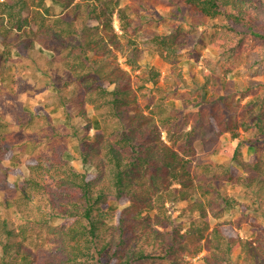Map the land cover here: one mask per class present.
Segmentation results:
<instances>
[{
	"label": "trees",
	"instance_id": "trees-1",
	"mask_svg": "<svg viewBox=\"0 0 264 264\" xmlns=\"http://www.w3.org/2000/svg\"><path fill=\"white\" fill-rule=\"evenodd\" d=\"M46 1L0 0V41L5 47L0 54V76L11 66L15 49L30 62L20 67L42 71L63 104L71 99V93L64 90L73 85L71 90L81 96L79 116L90 123L84 108L88 104L99 119V130L92 141L84 143L81 154L82 163L94 167L98 174L90 178L77 171L58 147L39 151L38 141L51 138L40 131L41 126L30 133L25 130V149L9 151L4 143L10 131L13 133L12 125L0 115V189L11 185V170L3 164L8 153L13 154L14 162L26 156L29 170L16 187V197L2 196L5 213H0V264H190L186 258L201 252L206 253L204 264H264V238H241L232 227L220 223L211 227L210 217L224 213V209H216L220 203L214 199H197L184 209L197 215L185 231L178 227L160 230L173 224L166 204L189 201L193 196L187 162L173 146L177 140L187 141L193 132L177 134L169 125L174 116L159 118L139 110L130 72L111 61L118 51L132 71L141 68L135 41L128 39L124 47L113 28L116 16L124 35L133 29V20L119 0H53L69 10L56 16ZM180 8L190 11L196 20L223 19L224 29L237 37L227 55L241 52L249 35L264 39V0H183ZM76 21L82 25L81 32ZM242 28L244 31L239 30ZM13 32L27 35L14 43L9 40ZM190 40V33L178 28L154 36L150 43L160 50L165 63L175 65ZM217 40L225 46L224 39ZM37 43L52 55L36 57ZM62 73L69 75L63 84ZM160 75L151 70L149 81L157 83ZM246 106L258 112L255 125L263 129L264 92ZM213 117L208 122L219 126ZM162 132L173 145L160 137ZM19 147L16 143L12 148ZM237 154L236 149L232 160ZM248 186L246 192L261 198L263 177H251ZM200 189L209 196L217 192L213 185ZM122 200L130 204L121 211L106 209L110 201ZM223 201L229 208L238 204L229 197ZM113 218L116 222L110 224ZM53 219L63 222L52 225ZM39 240L49 245L32 250L30 244ZM236 250L241 253L239 263L233 261Z\"/></svg>",
	"mask_w": 264,
	"mask_h": 264
},
{
	"label": "rangeland",
	"instance_id": "rangeland-1",
	"mask_svg": "<svg viewBox=\"0 0 264 264\" xmlns=\"http://www.w3.org/2000/svg\"><path fill=\"white\" fill-rule=\"evenodd\" d=\"M46 4L52 7L53 16L69 11L53 0H47ZM119 4L121 8L127 9L128 16L133 20V29L124 35L116 16L112 19L113 28L122 37L124 47L128 45V39L135 41L141 68L132 71L118 51L115 52L116 58L111 61L130 72L131 86L138 95V109L151 116L159 115V118L174 116L175 119L169 125L172 131L177 130V134L193 132L187 141L177 140L175 145L165 132L160 134L185 158L193 185L190 189L193 196L189 201L166 204V212L173 224L160 230L178 227L185 231L197 220V215H189L184 209L197 199H214L220 203L216 209H224V213L219 218L210 217L212 228L220 223L232 227L241 238H264V191H261L259 199L255 193L246 192L251 177L264 179V126L259 129L255 125L258 112L246 106L248 101L262 96L264 92V39H253L249 35L241 52L227 55L237 37L224 29V20H196L190 11L180 8L183 0H119ZM74 25L81 32L80 22L76 21ZM178 28H185L191 40L179 56V61L170 65L163 61L160 50L150 40L156 35L170 34ZM261 29L263 31L264 26ZM11 35L9 40L16 43L27 33L13 32ZM218 37L224 39L225 46L219 44ZM4 48L0 41V54ZM224 49L227 50L224 52ZM34 50L36 57L52 55L51 51L42 49L38 43ZM20 64L30 65V62L24 59L22 51L14 49L11 66L0 76V115L12 125L9 126L13 130L4 146L18 153L25 149V130L33 132L34 127L41 126L40 131L51 138L38 141L39 151L58 147L77 171L87 173L90 178L96 176L98 171L90 165H84L81 160L84 143L92 141L100 128L93 107L88 104L84 106L86 116L90 119L87 124L79 116L81 96L72 91L73 85L67 90L63 89L65 94H72L68 95V98L71 97L69 102L63 104L55 95L56 88L48 83L50 80L45 78L42 71L33 72L30 67L22 69ZM151 70L161 74L157 83L149 81ZM61 76V84L69 79L67 73ZM212 114L219 126L208 122ZM16 143L20 147L13 150ZM236 149L237 159L232 160ZM12 155L8 153L3 161L11 170L8 176L11 185L0 189L2 214L5 213L1 205L4 193L16 197V187L29 174L26 156L14 162ZM256 165L260 167L259 170ZM202 185H213L217 192L210 196L204 195L200 189ZM260 187L261 184L257 185V189ZM222 197L236 200L237 206L226 207ZM129 204L128 200L110 201L106 209L116 213ZM16 219L17 216H13V220ZM62 222V219H53L52 225ZM115 222L116 218H113L109 223ZM48 245V241L39 240L36 245L31 243L30 248L37 251ZM205 254L201 252L186 259L190 264H204ZM233 261H241L240 250L234 252ZM142 264L169 263L149 261Z\"/></svg>",
	"mask_w": 264,
	"mask_h": 264
}]
</instances>
